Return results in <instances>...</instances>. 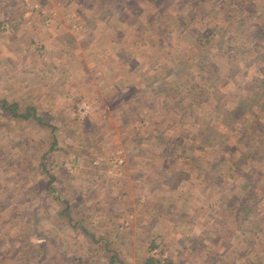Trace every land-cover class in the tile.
<instances>
[{"label": "rangeland", "instance_id": "374dc122", "mask_svg": "<svg viewBox=\"0 0 264 264\" xmlns=\"http://www.w3.org/2000/svg\"><path fill=\"white\" fill-rule=\"evenodd\" d=\"M253 95L264 0H0V264H264V117L226 120Z\"/></svg>", "mask_w": 264, "mask_h": 264}, {"label": "trees", "instance_id": "16d2710c", "mask_svg": "<svg viewBox=\"0 0 264 264\" xmlns=\"http://www.w3.org/2000/svg\"><path fill=\"white\" fill-rule=\"evenodd\" d=\"M239 16L236 17L238 20L241 16H243L242 11H238ZM236 19V20H237ZM239 25L242 26L244 25V23L239 22ZM181 76L177 77V80H179ZM174 90V89H173ZM172 91V90H170ZM262 100V101H261ZM264 98L263 96H247V97H241L240 102L238 103V105L231 110L227 116H226V120H228V118H233L232 120H230V122L228 123L229 125V130L231 132H237L240 131V129L236 126L237 124H241V120L244 118H248L246 119L242 125H245L246 123L251 121L252 119H255V121H257L258 123H262L263 122V117H264V104H262ZM1 106L4 108V110H7L11 113V116L14 117L15 120L20 119V120H24V121H34L36 122V124L41 127V128H50L52 131V137L55 139V131L56 128L53 126H50L47 122V118L43 117L41 114H39V111L35 108V107H27L25 110H22L20 108V106L16 103H12L10 104L7 100H3L1 102ZM192 111V109H191ZM262 116V117H261ZM207 128V127H206ZM260 128V127H259ZM257 129V128H256ZM263 130V129H262ZM202 134H210L211 130H209V128L207 129H203L200 131ZM242 133V131H240ZM245 151L244 153L240 156V158L238 159L237 164L235 165H239L240 163L244 162L245 160H251L252 162H256L258 160L261 159L260 157V151H259V146L256 145L255 143H253V141L250 142V140H247L245 142ZM49 170H45V172L49 175L50 182L47 186V190L48 193L53 194L54 196H56V199L59 200L60 202H62L64 204V210L60 213V216H62V218H66L67 223L72 225L74 228H79L80 230L82 229L84 232V235L86 236L91 235L88 233V231L85 229V227L82 226L81 221H74L73 219V215L70 214V212L72 211L71 209V203L69 201H67L63 195L62 192L60 190V188L56 187V179L54 176H52V174H50L48 172ZM231 210H233L234 212H232V215L236 216V221H241L242 219L247 220L249 218H251L250 216V212H252V208L251 207H247L246 205L242 204L240 209H236L235 207L232 208ZM81 230V231H82ZM92 237H94L95 235H91ZM109 239L108 238H104V236L102 238H99L98 240L93 241V244H100L103 247H100L103 250H106L105 253L106 254H110L112 251V247L111 244L109 243ZM156 242L152 243V248L155 247ZM109 256V255H107ZM111 259H113V257H111ZM20 262V263H19ZM18 264H21V261H18ZM123 264V263H121ZM142 264H172L170 262V260L167 261H156L153 258H147L145 259V261Z\"/></svg>", "mask_w": 264, "mask_h": 264}]
</instances>
